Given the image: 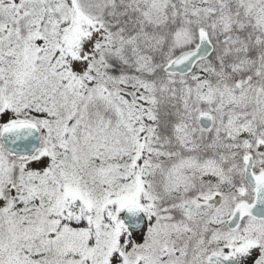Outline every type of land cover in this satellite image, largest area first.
<instances>
[{"label": "snow or ice", "instance_id": "obj_1", "mask_svg": "<svg viewBox=\"0 0 264 264\" xmlns=\"http://www.w3.org/2000/svg\"><path fill=\"white\" fill-rule=\"evenodd\" d=\"M0 264H264V0H0Z\"/></svg>", "mask_w": 264, "mask_h": 264}]
</instances>
